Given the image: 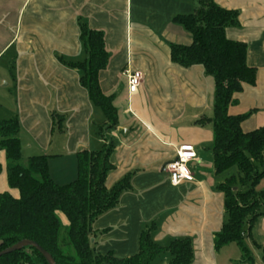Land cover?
<instances>
[{"label":"crops","instance_id":"0c3cea01","mask_svg":"<svg viewBox=\"0 0 264 264\" xmlns=\"http://www.w3.org/2000/svg\"><path fill=\"white\" fill-rule=\"evenodd\" d=\"M215 1L239 13V26L227 28L226 36L247 45L248 65L257 71L256 84L245 86L230 109L233 115L250 114L242 124L249 133L264 127V0ZM197 5L198 0H0V61L7 58L15 64L14 118L22 126L23 155L25 160L47 156L49 174L60 186L77 179L79 152L99 151L109 143L97 136L98 108L81 86L80 73L60 60L76 63L87 58L79 18L105 33L111 59L100 74V85L106 96L114 97L122 119L111 132L116 169L107 184L113 186L128 173L134 176L132 191L93 225L98 254L119 259L136 255L142 230L156 222L154 241L160 246L191 239V264H242L239 245L215 248V235L225 222V198L218 187L226 177L215 172L211 125H196L212 118L209 97L213 87L215 95V80L201 67L184 69L170 59V45L192 44L191 35L174 19L193 14ZM127 71L143 75L139 91L132 95ZM57 116L65 117L61 130L54 125ZM182 145H192L197 152L198 159L188 164L194 181L174 187L162 168L176 159ZM0 165V194L19 198L8 184L4 152ZM258 189L264 191V179ZM245 245L254 263L264 264V218ZM169 262L165 255L155 264Z\"/></svg>","mask_w":264,"mask_h":264},{"label":"trees","instance_id":"16d2710c","mask_svg":"<svg viewBox=\"0 0 264 264\" xmlns=\"http://www.w3.org/2000/svg\"><path fill=\"white\" fill-rule=\"evenodd\" d=\"M174 23L191 35L192 44L170 45L171 62L184 69L201 67L215 80L213 117L196 122L202 128L212 127L215 172L222 176L233 168L238 170L227 175L218 187L225 198V222L215 235V248L237 244L242 250V264H255L245 240L251 237L258 220L264 218V191L258 189L264 179V127L246 133L242 124L250 114L230 113L245 86H254L257 81L256 69L247 62V45L226 36L227 28L239 26V13L220 7L215 0H198L193 14L178 16ZM79 28L87 58L76 63L60 61L80 73L81 86L103 112L105 124L98 135L107 142L105 131L113 132L119 125L114 97L106 96L100 85V74L108 68L111 56L104 32L90 29L81 18ZM64 120L63 116L55 117V128L61 130ZM21 132L18 118L0 120V152L6 156L8 184L19 192V198L8 192L0 194V253L30 240L50 254L56 264H155L165 255L170 257L169 264L192 263L191 239H175L166 247L160 246L154 241L156 222L142 230L136 255L119 259L113 254H98L92 243L94 223L117 208L122 195L133 188V173L111 187L107 184L116 169L112 161L115 143H105L99 151L79 152L77 179L60 186L49 174L47 156L25 160ZM0 264L48 263L39 251L28 247L1 257Z\"/></svg>","mask_w":264,"mask_h":264},{"label":"rangeland","instance_id":"374dc122","mask_svg":"<svg viewBox=\"0 0 264 264\" xmlns=\"http://www.w3.org/2000/svg\"><path fill=\"white\" fill-rule=\"evenodd\" d=\"M84 55H86L85 52H84ZM14 67H15L14 61L8 62L7 58H4L3 60L0 61V120H8V119L14 118L15 117L14 114L17 111L16 102H15V99H16V83H15V78H13ZM209 77L212 78L214 81V78L212 76H209ZM209 99H210V102H209L210 106L209 107H211V109H213V106H214V87H213V91H212ZM117 107L121 111L122 105H119ZM210 116L213 117V111H212ZM126 120H123V121H126ZM129 120L130 119H128L126 121V123H128ZM104 121H105V116H104L103 112L98 108L97 115L95 116V119H94V122H96V124H97L96 126H97V132L98 133L100 130V128L98 129V126H101L99 124H102V122H104ZM121 124H122V119H121V121L119 120V125H121ZM125 128H126L125 130L129 129V127H125ZM124 133H125V131L120 132L121 135ZM23 135H24V133H23ZM97 136L99 137L98 134H97ZM104 136H105L106 141H108L109 143L114 140L111 137V132H109V131H105ZM23 142L25 143V138H23ZM24 145L26 146V143ZM237 171H238L237 168H233V169H231V171L229 173L227 172L222 176L226 177L227 175L228 176L234 175L237 173ZM61 219H62L63 224L66 226L65 219L63 217H61Z\"/></svg>","mask_w":264,"mask_h":264},{"label":"built area","instance_id":"2783aa9c","mask_svg":"<svg viewBox=\"0 0 264 264\" xmlns=\"http://www.w3.org/2000/svg\"><path fill=\"white\" fill-rule=\"evenodd\" d=\"M129 94H135L139 91L143 75L138 71H127ZM197 152L192 145H182L177 151V157L174 161L168 163L162 168V171L169 174L171 185L178 187L185 182H193L194 175L188 168V164L196 161Z\"/></svg>","mask_w":264,"mask_h":264},{"label":"water","instance_id":"95a60500","mask_svg":"<svg viewBox=\"0 0 264 264\" xmlns=\"http://www.w3.org/2000/svg\"><path fill=\"white\" fill-rule=\"evenodd\" d=\"M28 247H33L37 251H39L42 254V256L45 258V260L47 261L48 264H56L55 261L53 260V258L50 256V254H48L38 244H36L35 242L30 241V240L22 241V242L14 245L13 247H11L9 249H6V250L2 251L0 253V258L3 257V256H7V255H10V254H13V253L18 252V251H21V250H23L25 248H28Z\"/></svg>","mask_w":264,"mask_h":264}]
</instances>
